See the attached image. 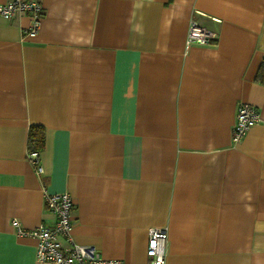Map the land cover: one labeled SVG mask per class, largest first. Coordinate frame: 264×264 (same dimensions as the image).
<instances>
[{
    "label": "crops",
    "instance_id": "0c3cea01",
    "mask_svg": "<svg viewBox=\"0 0 264 264\" xmlns=\"http://www.w3.org/2000/svg\"><path fill=\"white\" fill-rule=\"evenodd\" d=\"M38 1L34 35L0 15V264H49L13 224L53 225L44 190L103 257L145 264L154 226L164 264H264V0ZM191 20L211 42L186 44ZM240 103L260 119L233 142Z\"/></svg>",
    "mask_w": 264,
    "mask_h": 264
},
{
    "label": "built area",
    "instance_id": "2783aa9c",
    "mask_svg": "<svg viewBox=\"0 0 264 264\" xmlns=\"http://www.w3.org/2000/svg\"><path fill=\"white\" fill-rule=\"evenodd\" d=\"M18 13L29 16V24L24 29L25 34L34 35L41 23L43 6L38 0H5L0 4V15L6 19ZM215 37V32L201 26L196 20H191L185 42L186 44H207ZM260 119L259 110L247 103H240L236 109L234 123L231 129L233 142L240 141L247 130ZM28 158L33 164L36 174L43 172L39 162L38 152L29 151ZM45 206L54 214L53 225L43 223L31 229H25L13 220L15 231L19 235L36 238L35 258L38 262L49 264H124L121 259L106 258L90 244H80L74 241L71 234V211L73 201L67 192H48L44 190ZM147 259L145 264H164L167 232L165 227L150 226L147 228Z\"/></svg>",
    "mask_w": 264,
    "mask_h": 264
},
{
    "label": "trees",
    "instance_id": "16d2710c",
    "mask_svg": "<svg viewBox=\"0 0 264 264\" xmlns=\"http://www.w3.org/2000/svg\"><path fill=\"white\" fill-rule=\"evenodd\" d=\"M256 79L264 83V58H262L256 73ZM45 146V132L40 125H31L28 129L27 148L28 151H41Z\"/></svg>",
    "mask_w": 264,
    "mask_h": 264
}]
</instances>
